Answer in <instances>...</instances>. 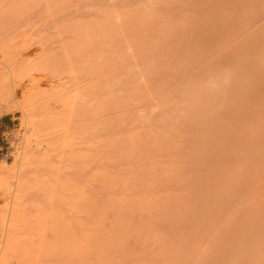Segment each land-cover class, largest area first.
Listing matches in <instances>:
<instances>
[{"label": "rangeland", "instance_id": "rangeland-1", "mask_svg": "<svg viewBox=\"0 0 264 264\" xmlns=\"http://www.w3.org/2000/svg\"><path fill=\"white\" fill-rule=\"evenodd\" d=\"M262 42L264 0H0V264H264Z\"/></svg>", "mask_w": 264, "mask_h": 264}, {"label": "bare ground", "instance_id": "bare-ground-1", "mask_svg": "<svg viewBox=\"0 0 264 264\" xmlns=\"http://www.w3.org/2000/svg\"><path fill=\"white\" fill-rule=\"evenodd\" d=\"M262 41V40H261ZM262 43H264V42H262ZM261 51H264V50H261ZM257 56H258V54H257ZM262 56V57H261ZM260 57L261 58H264V52H262V54H260Z\"/></svg>", "mask_w": 264, "mask_h": 264}]
</instances>
